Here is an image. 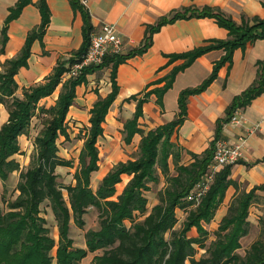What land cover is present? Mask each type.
I'll use <instances>...</instances> for the list:
<instances>
[{"label": "trees", "instance_id": "1", "mask_svg": "<svg viewBox=\"0 0 264 264\" xmlns=\"http://www.w3.org/2000/svg\"><path fill=\"white\" fill-rule=\"evenodd\" d=\"M30 2L19 0L10 9L1 31L0 53L5 51L10 21L17 18ZM70 2L82 12L85 20L82 49L69 60H60L44 82L25 88L22 97L16 95L18 84L15 75L22 66L28 64L33 42L36 39L42 42L50 21L48 5L45 0H40L41 25L28 34L20 54L6 60L4 70L0 71V105H5L9 112L7 121L0 127V180L5 182L13 172H20L16 198L6 201V209L0 207V264H53L54 260L56 264H76L89 252L98 250L102 253L95 256L93 264H264V237L255 240L245 255L237 252L242 247L241 239L250 231L248 217L249 207L255 198L254 190L240 193L234 198L228 214L216 231L217 238L210 246L206 245L209 231L204 223H209L215 217L231 184L229 175L232 165L222 167L215 174L214 181L197 205L188 200L191 191L207 173L213 161L216 141L221 138L223 125L230 121L239 107L247 105L263 91L264 60L258 62L255 85L235 97L226 116L219 121L217 137L206 151L201 155L193 154L194 160L191 163L179 165V152L170 142L175 127L185 118L187 96L205 89L216 78L220 66L231 61L236 48L264 38V20L254 19L252 24L244 22L238 25L220 12L213 13L209 8L192 11L187 15H214L218 23L230 31L231 36L227 40H215L191 52L174 56L173 59L184 58L185 62L173 69L164 87L154 90L159 98L172 85L177 72L189 66L201 54L222 48L226 51L225 57L215 64L212 74L199 87L181 93L179 118L149 130L142 138L137 158L114 166L103 177L98 189L94 190L92 174L99 170L100 159L97 140L103 134L102 123L118 91L116 68L127 58L144 52L151 44V36L140 48L127 54L109 53L101 64L84 66L76 76L63 81L64 74L87 51L92 35L88 11L80 0ZM179 16H174L171 21ZM106 65L113 66V91L99 99L91 109V128L80 153L79 167L74 173L75 182L63 185L59 181L57 168L72 167L73 161L59 155L58 139L60 136L69 137L65 123L76 96V88L86 80L88 73ZM61 83L62 88L55 104L50 107L41 106V99L52 95ZM142 103L143 100H140L134 118L126 124V138L129 141L136 132L141 131L136 125L142 113ZM36 116L41 119L43 127L34 137L30 162L23 169L16 158V155L22 153L20 137L29 135ZM170 156H173L176 166L174 175L169 174ZM158 168L166 176L167 186L159 193V202L148 211L145 191L150 188L149 182L159 180ZM124 174L131 178L122 192L113 198ZM260 189H264V186ZM45 202L50 206L58 225V242L51 236L47 219L42 215ZM92 207L99 210L100 228L86 233V248L75 247L70 236L71 220L83 228L86 224L84 216ZM178 209L186 211L180 229L176 228ZM139 216L142 218L138 219ZM127 221L130 226L126 224ZM193 228L197 236L189 235ZM55 247L56 254L53 255ZM205 248V255L197 258L198 249Z\"/></svg>", "mask_w": 264, "mask_h": 264}, {"label": "crops", "instance_id": "2", "mask_svg": "<svg viewBox=\"0 0 264 264\" xmlns=\"http://www.w3.org/2000/svg\"><path fill=\"white\" fill-rule=\"evenodd\" d=\"M18 1L0 0V48L2 28L10 9ZM45 1L49 8L50 21L42 42L39 39L33 42L28 64L22 66L15 75L18 84L16 95L19 97L23 96L25 88L44 82L60 60H69L84 44L85 20L82 12L75 9L70 0ZM80 1L90 15L92 34L98 32L103 23L116 25V33L124 43L121 53L127 54L140 48L151 36V44L144 52L127 58L116 68L118 91L102 123L103 134L97 140L99 169L103 159L101 144H106V150H114L119 146L122 150L135 149L139 154L142 138L149 130L179 118L181 93L199 87L212 74L215 64L225 57L226 51L222 48L201 54L189 66L177 72L172 85L159 98L154 90L164 87L173 69L185 62L184 58L173 59L174 56L191 52L215 40H227L231 36L230 31L221 26L214 15H187L192 11L209 8L213 13L220 12L238 25L244 22L252 24L254 19L264 20V0ZM39 2L40 0H31L19 16L10 21L5 51L0 53V71L4 70L6 60L20 54L28 34L41 25ZM176 15L180 16L171 21ZM260 60H264V38L249 41L245 46L236 48L231 61L220 66L216 78L205 89L187 96L185 118L175 127L170 137V142L179 152V165L191 163L194 160L193 154L201 155L211 146L217 137L219 121L226 116L235 97L255 85ZM112 74V65L96 68L77 86L76 96L65 123L69 137L60 136L58 146L60 142L68 143L82 133L78 141L83 143L81 150L83 149L91 128V109L99 99L107 97L113 91ZM67 78L66 72L63 81ZM61 88L62 83L52 95L42 98L40 105H54ZM140 100H143L142 113L136 126L141 131L136 132L129 141L126 138V124L134 118ZM238 109L242 111L241 123H226L221 130V138L231 145L239 143L240 140H244V145L243 158L231 166V184L215 217L210 221L217 218L219 225L228 214L234 198L240 193L255 191V198L249 207V217L255 204L262 203L264 207V189H260L264 186V87L251 102ZM8 116L7 107L1 104L0 127L7 121ZM42 127L41 119L36 116L29 135L20 137L21 143H34L35 136L32 137L31 134L36 132V135ZM138 154L114 162L103 173L100 182L114 166L133 160ZM171 162L176 167L173 156L169 158V170ZM97 172L102 173L99 170L94 173ZM124 176L129 180L131 178L124 174L122 181ZM205 224L207 223L204 226Z\"/></svg>", "mask_w": 264, "mask_h": 264}, {"label": "rangeland", "instance_id": "3", "mask_svg": "<svg viewBox=\"0 0 264 264\" xmlns=\"http://www.w3.org/2000/svg\"><path fill=\"white\" fill-rule=\"evenodd\" d=\"M38 132V130H37ZM36 132H33L31 134L32 137L35 136ZM82 137V133L74 137V140H71L68 143L60 142L59 143V155L66 159H71L73 161L72 167H58L57 172L60 175L59 181L63 185H68L71 183H74V173L78 169L80 164V151L82 148L83 143H79L78 138ZM22 147V153L19 155H16V158L20 161L23 169H26L31 158V153L34 149V143H21ZM102 146V164L99 169V171H102V173L99 174V172L94 173L92 175V188L94 190H97L100 185V178L102 177L103 173L107 172L112 164L114 162L118 161L119 159H124L127 156L134 157L138 154L137 150H122V147H117L116 149L112 150H106L104 147L106 144H101ZM157 173L159 176L158 181H151L148 183L149 190L145 191V195L148 199V210L152 208L153 205L159 202V193L165 189L167 186V178L166 176L160 171V169H157ZM170 175L176 174L175 167L173 163L171 162ZM20 179V172H13L9 179L5 182L0 180V207L3 209H6V201L7 200H14L18 194L17 185ZM128 177L124 176V179L122 183L117 185V192L114 195L113 198H116L117 195H119L125 184L128 182ZM65 197L67 198V192L64 190ZM68 199V198H67ZM43 213L42 215L46 217L47 219V226L50 229L51 236L54 237L56 242H58L59 239V229L58 225L55 219V216L48 205L47 202H45L42 205ZM254 209L251 210V214L249 217L250 221V231L249 234L241 239V245L242 247L238 249V253L240 255H245L247 249L250 247V245L257 239L264 237V207H262L261 204H255ZM85 226L83 228L78 227L74 224V221L71 220V226H70V236L74 240V246L75 247H82L86 248V233L89 230H98L100 228V222H99V210L96 207L90 208L88 213L85 214ZM178 217V223L176 225L177 229H180L183 225V222L186 218L185 211H178L177 212ZM142 216H139L138 219H141ZM217 219V218H216ZM214 219L212 222L205 224V227L209 231V236L206 240V245L210 246L212 242L217 238L216 231L218 229L219 223L217 220ZM126 224L130 226V222L127 221ZM190 236H197L198 233L195 228H193L189 232ZM169 237V235H168ZM57 247V246H56ZM56 247L52 251V254H56ZM205 249H198V253L196 254V257L199 258L202 255H205ZM102 251L98 250L95 252H89L83 259H81L80 262L76 264H93L95 256L101 254ZM53 264H56V261L54 260ZM188 264H190L188 262Z\"/></svg>", "mask_w": 264, "mask_h": 264}, {"label": "built area", "instance_id": "4", "mask_svg": "<svg viewBox=\"0 0 264 264\" xmlns=\"http://www.w3.org/2000/svg\"><path fill=\"white\" fill-rule=\"evenodd\" d=\"M123 44V39L116 33V25L113 23H103L100 30L91 35L87 51L82 55L79 62L71 66L67 72V76H76L84 66L101 64L107 54L121 52ZM241 121L242 111L237 109L228 123L239 124ZM243 145L244 140L231 145L224 138L218 139L216 141L213 161L209 165L207 173L191 191L188 200L197 205L214 181L215 174L222 167L234 165L243 158Z\"/></svg>", "mask_w": 264, "mask_h": 264}]
</instances>
